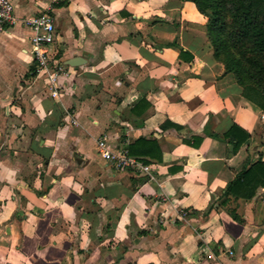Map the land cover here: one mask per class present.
Masks as SVG:
<instances>
[{
  "label": "crops",
  "instance_id": "crops-1",
  "mask_svg": "<svg viewBox=\"0 0 264 264\" xmlns=\"http://www.w3.org/2000/svg\"><path fill=\"white\" fill-rule=\"evenodd\" d=\"M12 2L16 22L0 33V264H264V187L206 218L184 214L216 201L249 154L264 161V112L214 58L195 3ZM50 7L51 63L70 70L56 96L30 74L25 22ZM234 124L251 135L236 153L209 135ZM104 135L112 149L155 136L162 160L117 169L98 149Z\"/></svg>",
  "mask_w": 264,
  "mask_h": 264
},
{
  "label": "trees",
  "instance_id": "trees-1",
  "mask_svg": "<svg viewBox=\"0 0 264 264\" xmlns=\"http://www.w3.org/2000/svg\"><path fill=\"white\" fill-rule=\"evenodd\" d=\"M192 1L207 18L205 28L214 58L224 64L227 72L233 73L242 87L243 97L264 112V0ZM166 126L167 123L162 125ZM209 135L232 143V153H236L251 137L248 131L237 124L224 134ZM202 139V136L192 135L186 142L198 147ZM128 149L146 164L154 158L162 160L161 145L155 136L140 137ZM260 187H264V161L249 154L241 171L206 210L184 211L186 214H202L206 218L212 210L227 205L232 198L252 199ZM231 211L236 219L242 220L234 210Z\"/></svg>",
  "mask_w": 264,
  "mask_h": 264
},
{
  "label": "built area",
  "instance_id": "built-area-1",
  "mask_svg": "<svg viewBox=\"0 0 264 264\" xmlns=\"http://www.w3.org/2000/svg\"><path fill=\"white\" fill-rule=\"evenodd\" d=\"M59 0H52L58 2ZM52 7L38 14L25 17V22L32 29V47L34 56V68L30 71L32 76L46 75L52 94H58L57 82L60 76L68 75L70 70L62 63L52 65V55L49 46L55 40L56 22ZM16 22L14 4L12 0H0V33L5 31L8 25ZM75 122L76 120H72ZM98 149L102 157L117 169H130L137 173H149L150 165L133 156L128 147L112 149L108 145V137L102 136L98 140ZM185 214V212H184Z\"/></svg>",
  "mask_w": 264,
  "mask_h": 264
},
{
  "label": "water",
  "instance_id": "water-1",
  "mask_svg": "<svg viewBox=\"0 0 264 264\" xmlns=\"http://www.w3.org/2000/svg\"><path fill=\"white\" fill-rule=\"evenodd\" d=\"M75 62H77V61H75ZM75 62H72V61H71V62H69L68 64H76Z\"/></svg>",
  "mask_w": 264,
  "mask_h": 264
}]
</instances>
